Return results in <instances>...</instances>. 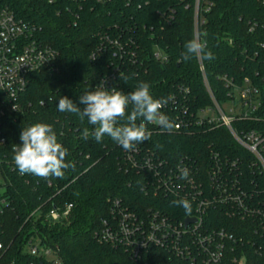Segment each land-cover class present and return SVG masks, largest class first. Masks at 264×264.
Wrapping results in <instances>:
<instances>
[{"label":"trees","instance_id":"trees-1","mask_svg":"<svg viewBox=\"0 0 264 264\" xmlns=\"http://www.w3.org/2000/svg\"><path fill=\"white\" fill-rule=\"evenodd\" d=\"M5 1L17 17L41 28V38L58 51V59L55 67L30 76L19 109L0 95V264H184L160 246H147L134 256L121 245L99 240L97 233L104 220H112L117 202L140 215L158 210L179 219L186 213L172 203L179 198L156 194L142 172L123 167L125 150L111 138L84 139L83 129H93L87 118L60 112L57 104L66 96L83 109L79 97L110 76L109 87L124 93L147 82L157 99L178 93L182 86L195 113L212 105L201 65L217 101L227 98L221 80L227 75L249 78L264 103V0ZM193 38L215 58L184 60V44ZM157 48L164 60L155 57ZM34 123L51 124L68 150L66 159L74 168L63 178L19 174L12 149L21 143L23 128ZM147 128L151 139L138 145L163 156L181 154L192 160L206 154L210 145L232 155L239 152L224 127L202 124L171 133L150 124ZM54 208L60 211L58 219L49 215ZM208 216L216 225L226 224L220 210ZM234 223L231 229L241 234L242 224ZM30 243L38 254L31 253ZM48 249L51 256L45 254ZM250 249L252 264H264Z\"/></svg>","mask_w":264,"mask_h":264},{"label":"built area","instance_id":"built-area-1","mask_svg":"<svg viewBox=\"0 0 264 264\" xmlns=\"http://www.w3.org/2000/svg\"><path fill=\"white\" fill-rule=\"evenodd\" d=\"M70 1L78 5L82 2ZM198 17L197 9L196 26ZM154 55L165 59L161 49L157 48ZM57 59L58 51L41 38V28L17 17L9 4L0 0V95L13 109H19V98L30 76L55 67ZM200 69L212 105L193 113L188 90L181 86L178 93L172 92L165 98L167 103L162 111L178 125L173 130L176 132H188L202 124L226 128L239 152L232 155L210 145L206 154L200 153L190 160L188 155L163 156L140 145L134 151H125L123 167L142 172L147 177L146 185L152 186L156 194L187 199L192 211L179 219L158 210L140 215L117 202L112 209V220L103 221L97 236L101 242L125 247L134 256L145 247L156 245L184 264H252L250 247L258 257L264 258V103L259 88L249 78L237 80L227 75L221 77L227 98L217 101L203 65ZM109 79L110 76L101 79L108 88ZM227 103H230L228 111L223 108ZM150 125L165 131L156 124ZM184 169L189 171L187 179L181 178ZM72 206L66 204L63 215ZM211 210L221 211L226 226L216 225L219 222L208 216ZM49 215L58 219L60 211L51 209ZM234 220L242 224L241 234H237L235 227V231L231 229L236 224ZM30 251L39 253L33 244ZM45 254L51 256L52 251L45 250ZM54 262L59 264L58 260Z\"/></svg>","mask_w":264,"mask_h":264},{"label":"clouds","instance_id":"clouds-1","mask_svg":"<svg viewBox=\"0 0 264 264\" xmlns=\"http://www.w3.org/2000/svg\"><path fill=\"white\" fill-rule=\"evenodd\" d=\"M184 49L181 54L184 60L202 57L211 61L215 58L211 51H206L205 44L196 38L186 41ZM79 103L84 105L83 109L68 97H60L57 110L78 114L81 119L87 118L93 129L91 132L88 128L83 129L84 139L91 135L96 142H101L107 136L125 151H134L138 144L151 139L148 124H156L169 133L178 127L162 111L167 101L154 98L150 84L143 81L129 93L115 87L108 88L102 81L101 86L82 94ZM19 138L21 143L12 149L13 161L19 174H31L44 179L63 178L68 169L74 168V164L66 159L68 150L58 141L51 124L34 123L24 127ZM188 177L189 171L184 169L181 178ZM172 203L183 207L186 214L192 211L187 199L174 200Z\"/></svg>","mask_w":264,"mask_h":264},{"label":"rangeland","instance_id":"rangeland-1","mask_svg":"<svg viewBox=\"0 0 264 264\" xmlns=\"http://www.w3.org/2000/svg\"><path fill=\"white\" fill-rule=\"evenodd\" d=\"M230 107V103L223 104V108L228 111V108Z\"/></svg>","mask_w":264,"mask_h":264},{"label":"water","instance_id":"water-1","mask_svg":"<svg viewBox=\"0 0 264 264\" xmlns=\"http://www.w3.org/2000/svg\"><path fill=\"white\" fill-rule=\"evenodd\" d=\"M187 221H191V219L187 220Z\"/></svg>","mask_w":264,"mask_h":264}]
</instances>
